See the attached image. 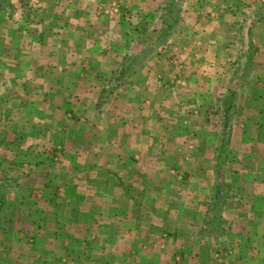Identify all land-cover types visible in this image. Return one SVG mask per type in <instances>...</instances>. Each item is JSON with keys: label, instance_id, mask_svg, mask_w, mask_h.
Listing matches in <instances>:
<instances>
[{"label": "crops", "instance_id": "0c3cea01", "mask_svg": "<svg viewBox=\"0 0 264 264\" xmlns=\"http://www.w3.org/2000/svg\"><path fill=\"white\" fill-rule=\"evenodd\" d=\"M36 1L0 20V121L33 146L0 159L52 178L7 264H264V0Z\"/></svg>", "mask_w": 264, "mask_h": 264}, {"label": "rangeland", "instance_id": "374dc122", "mask_svg": "<svg viewBox=\"0 0 264 264\" xmlns=\"http://www.w3.org/2000/svg\"><path fill=\"white\" fill-rule=\"evenodd\" d=\"M110 1L111 0H109L108 2H110ZM27 2H32V5H33L37 1L36 0H0V20H4L5 18H8L10 20H14L16 23L18 21V24H22V21L24 19V15L26 17H29V16H27L28 11H25V9L23 8L25 3L27 5ZM106 9H107V7H105V10ZM112 12H113L112 9H110V11H108L105 14L111 15ZM153 12H154V15H153L152 19L154 20L153 21L154 24H153V27L152 26L148 27V30H152V29L156 30L155 34L150 35V33H152V32H149L146 35H143L141 38L146 42L147 49H153V48H156V46H158L160 49H165V42H164L165 37L169 31L170 32H171V30L174 31L175 22L177 20L176 19L177 15H176V12H174L170 16H168L167 15L168 13L165 11L157 10V11H153ZM5 13H7V16ZM30 14L32 15V13H30ZM149 16H148V18H150ZM163 23H165V25L158 26V28L155 27L156 24H163ZM168 23H170L172 25L174 24V27L168 26L167 25ZM22 27L23 26H21V29H22ZM6 29H12V27L10 26V28H8L5 25L3 27V24H0V32L6 33V31H7ZM15 30H16L15 35H21L22 31L19 28L16 27ZM17 47L18 46H16L15 49L17 51H20L17 49ZM143 49L145 50V48H143ZM129 54H131V56H133L132 52H130ZM142 58L134 60V65L136 64L135 67H137L138 65L144 64V63H142V60H143ZM2 61L5 62L6 58H3ZM1 75H3V74H1ZM4 81H5V79H3V77L0 76V82L5 83ZM111 83L112 84H118L117 81L114 82V80ZM4 120H6V117L5 118L2 117V119L0 121V131H2L0 133V152H6V150H9V149L11 152H17V151L21 150V155L23 156V151L24 150L28 151L26 149L33 147V146L30 145L26 140H23L22 135L20 136V139L15 138L13 140L11 137L12 135L10 134L12 126L10 123H8ZM218 124L219 123H217V125ZM10 126H11V128H10ZM13 142H14V144L12 145ZM38 146H40V145H34V148H31V150L33 152L36 151V153H38ZM13 149H15V150H13ZM39 155L41 156V153H39ZM35 158H36V161H35ZM38 159H39V156H34L33 158L31 157L30 161H27L25 159V157L17 158L16 162H12V163L20 164L21 165L20 171H16V169H15L16 167L9 168L6 166L8 164L11 165L10 160L8 158V155H6V153H3V157H1V159H0L1 162L3 164H5L4 168L0 167V182L3 179L6 180L5 183L9 182V183H7L9 185L0 186V232H1L0 233V261L1 262L3 261L4 264H7L6 260L12 256V255L8 254V249H9L8 246L10 243L7 245L6 244L7 240L9 238L10 239L13 238L14 240L21 241V239H22L21 230L22 229H23V233H25L26 236L28 234H32V236L28 235V237L30 236V239H32V241L34 243H38V244L40 243L41 244L39 237H37V234L35 233L39 229L38 225H34L33 227H30L31 231L29 230V228H26L24 230V223L26 222L27 218H29L31 220V222H33V224H34V223H38L39 217H42V216H40V214L38 212V210H39L38 204L36 202L32 201L33 193L36 190H39V188H38V184H40L39 180H44L46 178H52L50 176L51 172H49V171L40 172L41 171L40 169L42 168V162L40 163ZM47 163L48 162H46L45 164H47ZM28 166H31V168H35V170L32 171L31 173L27 174L26 171H30ZM27 167H28V169L26 170ZM15 178H19L16 181V184L14 182H11V180H13ZM21 179L25 180L26 185H22L21 183L17 184V182L18 181L20 182ZM48 189H51V188L49 187ZM227 193H228V190L226 189L225 194H227ZM28 200H29V205L27 203ZM30 202H31V204H30ZM29 208H30V210L28 212H26L25 210H28ZM217 225L218 226H216L214 224V227L218 228V233H221V231H223L222 230L223 224H217ZM27 226H29V225L27 224ZM40 226H43V224ZM2 232H3V234H2ZM20 237H21V239H20ZM4 246H5V249H4ZM224 250H225L226 254L229 255L228 250L223 248V251Z\"/></svg>", "mask_w": 264, "mask_h": 264}, {"label": "trees", "instance_id": "16d2710c", "mask_svg": "<svg viewBox=\"0 0 264 264\" xmlns=\"http://www.w3.org/2000/svg\"><path fill=\"white\" fill-rule=\"evenodd\" d=\"M176 3H177L176 0H170V4L169 5L175 6ZM167 7L168 6L166 5L165 8H167ZM121 77H122V70L119 72V75L114 80L119 82Z\"/></svg>", "mask_w": 264, "mask_h": 264}]
</instances>
